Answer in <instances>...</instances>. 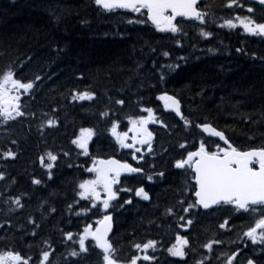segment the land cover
Returning <instances> with one entry per match:
<instances>
[{"label": "trees", "instance_id": "trees-1", "mask_svg": "<svg viewBox=\"0 0 264 264\" xmlns=\"http://www.w3.org/2000/svg\"><path fill=\"white\" fill-rule=\"evenodd\" d=\"M239 1L243 7L233 9L226 8L227 0L201 2L206 13L204 30L212 33L204 37L199 22L178 19L180 33L160 32L147 21L146 14L105 11L93 0H0V72L14 65L19 79L35 82L36 76L41 77L22 99L23 108L30 110L32 117L9 122L14 131L12 126L3 128L0 152L11 146L10 132L18 140L22 156L6 160L8 178L0 180V251H19L31 264H40L44 250L50 251L45 264H101L102 254L94 243L86 242V256H69L70 249L78 247V234L93 222L91 213L102 210L75 195L86 174L84 167L70 166L83 157L69 147L67 138L81 127L92 128L94 154L115 155L117 144L107 131L111 122L117 120L124 127L128 116L150 107L167 127L154 126L158 136H163L156 151L153 182L129 185L130 195L115 209L110 240L119 258L138 254L131 248L133 243L154 239L157 249L149 255L155 259L138 264H226V257L237 249L234 264H247L248 259L264 264V242L257 239L253 243L244 236L259 215L231 206L208 211L194 208L189 215L177 203L181 199L192 202L194 197L190 192L181 196L185 182H192L191 174L190 170L176 169L174 161L202 140L209 150L222 146L207 138L197 125L210 123L241 150L264 147V36L249 34L239 26L219 27L224 19L237 14L264 22L263 6ZM248 5L253 7L252 13L246 10ZM164 52L169 55L164 56ZM176 64L179 68L175 71L166 67ZM73 90L95 92V98L73 100ZM165 91L180 101L189 125L164 107L159 96ZM120 99L125 100L124 105L115 104ZM101 112L106 115L102 117ZM56 114L62 117L61 130L47 129L39 138L38 122L42 124ZM60 134L69 156L56 161L51 179L46 174L39 176L35 171L39 168L38 154L50 145L57 148ZM181 144L185 148L181 149ZM160 172H164L163 177ZM31 174L42 183L32 184ZM142 183L150 200L135 195ZM15 196L21 197L22 209L8 202ZM129 199L131 203H125ZM169 207L174 208V215L166 212ZM180 216L193 220L188 230L179 228ZM225 219L228 226L220 229ZM69 231L74 234L72 241L63 236ZM177 231L190 240L184 258L167 252ZM209 240L220 243H213L209 251L202 247Z\"/></svg>", "mask_w": 264, "mask_h": 264}, {"label": "snow or ice", "instance_id": "snow-or-ice-1", "mask_svg": "<svg viewBox=\"0 0 264 264\" xmlns=\"http://www.w3.org/2000/svg\"><path fill=\"white\" fill-rule=\"evenodd\" d=\"M95 4L101 6L106 11L116 9L129 10L131 13L146 14L147 21L160 32L180 33L182 31L181 22L177 18H182L183 22H199L200 34L204 37H210L211 32L205 31L203 25L206 23V13L202 11L198 5V0H95ZM259 4L264 6V0H259ZM227 9L234 7H243L238 3V0H227ZM249 13L254 11L253 8H247ZM135 21H130V23ZM145 23L144 20L138 21ZM242 27L243 30L252 35L264 36V22H258L252 16H241L237 14L235 18L224 19L219 26L229 29ZM168 56V52L163 53ZM179 59H184L183 57ZM14 65L9 66L6 70L0 72V123L9 120H15L16 117H22L25 113L21 110V96L28 93L34 88L33 80H22L17 78V72L14 71ZM169 70L175 71L179 65H167ZM40 76L35 77V81H39ZM160 80H164V75L161 74ZM95 92L92 91H75L73 90V100H92ZM159 99L164 101L166 109L173 110L184 124L187 126L191 121L185 119L181 112L180 101L166 91L163 92ZM115 104L124 105L125 100H116ZM141 115H130L127 117V131H119V121L113 120L107 131L115 138V142L122 149L131 151V157L135 160L144 159V150L151 154L153 150L154 133L150 130V124H159L167 127L154 110L150 107H141ZM103 117L106 114L101 112ZM45 124L49 127L58 124L55 119H47ZM204 133L218 137L224 141L225 147L217 145L215 151L209 150L206 143L202 140L194 151H187L186 156L174 161L176 169L190 170L191 181L185 182L181 190V196L189 192L194 197L192 202L186 199L177 201L182 206V211L190 215V210L194 208H203L212 210L213 207L231 206L235 210L251 211L259 215L255 220L254 225L247 227L244 236L248 237L253 243L260 239L264 242V147L251 148L247 151H241L234 147L225 137L224 132L217 130L210 123H202L197 125ZM131 133V136H129ZM95 132L92 128H80L79 134L75 135L71 140V144L79 150V154L88 157L91 155L89 151V142L92 140ZM131 141V142H129ZM12 141V144H16ZM181 149L185 148V144L179 145ZM64 156H69L68 152L62 153ZM139 154V155H138ZM0 156L4 159H15L17 152L11 149L0 152ZM47 160H46V158ZM57 154L51 151L45 155L39 156L40 165L48 170V178H52V169L57 161ZM87 172L93 174L90 179L81 180L76 186L75 195L82 200L90 201L94 207H100L107 212L112 201L118 197V191L115 186L120 183V178L123 173H143L140 167H134L127 160H118L114 157L103 159L92 157L91 166L87 168ZM163 177L164 172L158 173ZM6 173L0 171V180L7 179ZM148 181L153 180L152 175L147 176ZM31 183L39 185L42 181L33 176ZM132 191V189H122ZM135 195L142 197L144 200H150L149 193L143 186L135 189ZM10 204L22 209L21 197L15 196L9 198ZM130 204L131 200L125 201ZM187 205L184 207L183 205ZM71 209L72 205H68ZM260 210L259 212L257 210ZM54 212L55 209H52ZM169 214H175L174 208L166 209ZM112 216L110 213L103 215L97 219L95 226L89 223L86 224L83 230L78 234L75 245L69 251L70 257L79 258L86 256L89 252L88 243H94L95 248L99 249L102 254L101 264H138V261H153L155 258L148 254L150 249H155L157 241L149 239L143 243H133L131 248L135 249L138 254L130 255L126 258H119L117 249L109 238V232L112 230ZM30 223H35L29 218ZM179 228L188 230L193 224L192 219L185 220L184 216L179 217ZM228 219H225L219 224L220 229L228 226ZM38 227V225H37ZM36 233L33 232V235ZM72 232H65V239L73 240ZM91 238V241H89ZM88 242V243H86ZM45 245L47 241L43 242ZM213 243L219 244L220 241L209 240L203 244V248L212 250ZM190 240L186 235H181L177 231L174 242L167 248V252L173 257L184 258L187 255L186 249L190 248ZM239 251V249H237ZM50 251L44 250L41 252L40 264H45L48 261ZM237 252L231 253L226 257V264H234ZM0 264H31L30 258H26L21 252L14 249L0 251ZM50 264V262H49ZM197 264H204V261H199ZM247 264H255L252 259L247 260Z\"/></svg>", "mask_w": 264, "mask_h": 264}, {"label": "bare ground", "instance_id": "bare-ground-1", "mask_svg": "<svg viewBox=\"0 0 264 264\" xmlns=\"http://www.w3.org/2000/svg\"><path fill=\"white\" fill-rule=\"evenodd\" d=\"M206 137L207 138H212V136L211 135H206ZM145 165H146V167L149 165V163L147 162V163H145ZM47 170V169H46ZM36 172H37V174L39 175V176H42V175H44V174H46V175H48L47 173H48V170H47V172L46 171H41V168L39 167V168H37L36 170H35ZM37 177V176H36Z\"/></svg>", "mask_w": 264, "mask_h": 264}, {"label": "water", "instance_id": "water-1", "mask_svg": "<svg viewBox=\"0 0 264 264\" xmlns=\"http://www.w3.org/2000/svg\"><path fill=\"white\" fill-rule=\"evenodd\" d=\"M95 1V0H94ZM202 0H198V5L200 4V2H201ZM254 2H256V3H259V0H253ZM179 18V17H178ZM206 134H208V133H206ZM209 135V134H208ZM213 137H215V136H213ZM218 138V137H217ZM112 229H113V220H112ZM112 231V230H111ZM111 231L109 232V235H110V233H111Z\"/></svg>", "mask_w": 264, "mask_h": 264}, {"label": "flooded vegetation", "instance_id": "flooded-vegetation-1", "mask_svg": "<svg viewBox=\"0 0 264 264\" xmlns=\"http://www.w3.org/2000/svg\"><path fill=\"white\" fill-rule=\"evenodd\" d=\"M41 168V171L43 170V171H46L47 172V170L45 169V168H43V167H40ZM31 176H33L32 174H31ZM36 177V176H35ZM36 178H38V177H36ZM39 179V178H38Z\"/></svg>", "mask_w": 264, "mask_h": 264}, {"label": "rangeland", "instance_id": "rangeland-1", "mask_svg": "<svg viewBox=\"0 0 264 264\" xmlns=\"http://www.w3.org/2000/svg\"><path fill=\"white\" fill-rule=\"evenodd\" d=\"M35 142H37L36 140H35ZM36 144V143H35Z\"/></svg>", "mask_w": 264, "mask_h": 264}]
</instances>
